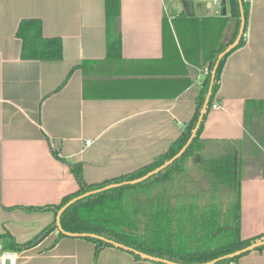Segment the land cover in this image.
Returning <instances> with one entry per match:
<instances>
[{"label": "crops", "instance_id": "obj_1", "mask_svg": "<svg viewBox=\"0 0 264 264\" xmlns=\"http://www.w3.org/2000/svg\"><path fill=\"white\" fill-rule=\"evenodd\" d=\"M237 1L236 8L228 0H120L121 59L112 61L106 60L105 0H0V234L23 243L52 223V212L21 208L59 205L78 191L69 162L82 164L87 183H99L164 153L192 119L205 76L207 66L195 63L191 46L216 29L211 19L221 16L222 40L228 41L237 10L238 31L244 17L243 45L225 61L213 102L218 108L211 106L201 139L243 141L238 159L250 145L248 159L237 168L240 237L264 234V145L244 127L247 104L261 112L264 103V0H249L246 16ZM26 18L41 20L43 37L62 41V60L21 59L16 31ZM78 65L87 67L86 75L76 69L56 91ZM84 80L87 94L96 98H84ZM57 233L14 253L15 264H95L92 243L65 236L53 244ZM96 264L156 263L105 248ZM237 264H264V250L249 252Z\"/></svg>", "mask_w": 264, "mask_h": 264}, {"label": "trees", "instance_id": "obj_2", "mask_svg": "<svg viewBox=\"0 0 264 264\" xmlns=\"http://www.w3.org/2000/svg\"><path fill=\"white\" fill-rule=\"evenodd\" d=\"M237 8V0H228ZM244 16L247 15L249 0H241ZM107 21L106 60L121 59V36L117 29L120 16V0H105ZM235 31L226 42L222 33L226 26V17L211 19L216 29L206 33L201 42L191 46V55L201 68L207 66V73L200 83L195 98V111L192 119L183 126L181 134L162 154L150 163L119 176L99 183H87L83 177L81 163H67L73 175L78 191L62 199L59 205L21 208L27 212H52L56 217L61 207L70 200L85 193L104 188L108 185L123 184L139 179L160 167L174 157L188 141L200 114L207 92L211 86V95L197 133L183 155L169 166L137 184H123L115 188L84 197L69 206L60 216L63 231L72 234H94L106 240L121 244L134 251L177 264H202L222 256L234 253L251 244L264 240V234L242 240L240 237V187L237 176L238 148L243 141L204 140L201 133L207 114L214 102L219 88L222 69L228 56L243 45V37L238 45L219 61L215 74L212 71L219 55L234 41L239 26L237 10ZM202 22L210 25L208 20ZM209 29V27H208ZM207 29V30H208ZM16 38L22 43L21 59L31 61H60L63 58L62 41L59 38H45L42 35V22L38 18H26L19 22ZM172 39V38H171ZM179 39V38H178ZM174 54L180 53L171 42ZM185 53V44L181 43ZM187 59H191L186 55ZM82 69L84 76L87 67H73L65 80L57 88L59 91L67 83L72 72ZM212 82V83H211ZM180 87L175 95L187 86ZM84 98H96L87 94V85H83ZM247 104L244 127L248 134L255 136L264 145V103L259 107ZM257 109V111L255 110ZM263 127V128H262ZM260 128V129H259ZM262 131V137L258 132ZM249 138L248 135L245 136ZM53 155L63 160L60 150L52 147ZM189 159L191 167L187 166ZM57 231L56 220L41 230L32 239L19 243L8 232L0 234L2 251L19 253L41 243L50 233ZM57 233L54 240L64 238ZM94 245V263L105 248H115L131 255L136 261H147L131 251L114 247L103 240L91 237L81 238ZM52 244V245H53ZM259 247L256 251H263ZM224 259L216 264H237L247 255Z\"/></svg>", "mask_w": 264, "mask_h": 264}, {"label": "water", "instance_id": "obj_3", "mask_svg": "<svg viewBox=\"0 0 264 264\" xmlns=\"http://www.w3.org/2000/svg\"><path fill=\"white\" fill-rule=\"evenodd\" d=\"M223 15H225V8L223 9ZM243 30H244V17L241 16V22H240V27H239V31H238V35L235 39V41L226 49L224 50L218 57L217 59V62L213 68V71H212V80H213V77H214V74H215V70L217 68V65L219 63V61L221 60V58L228 54L232 49H234L239 40L241 39L242 37V34H243ZM212 83V82H211ZM210 95H211V86L207 92V95L205 97V100H204V103H203V106L201 108V111H200V114H199V117H198V120H197V123L188 139V141L186 142V144L182 147V149L174 156L172 157L170 160H168L166 163H164L163 165H161L160 167L154 169L153 171L147 173L146 175H144L143 177L139 178V179H136V180H133V181H130L128 183H123V184H137V183H140L144 180H146L147 178H149L150 176L154 175V174H157L159 171L163 170L164 168H166L167 166H169L172 162H174L176 159H178L179 157H181L183 155V153L185 152V150L188 148V146L190 145V143L192 142V140L194 139L196 133H197V130L200 126V123L202 121V118H203V115L205 114V111H206V107H207V104H208V101H209V98H210ZM123 184H113V185H108L104 188H101V189H98V190H95V191H91V192H88V193H85L81 196H78L72 200H70L67 204H65L63 207L60 208V210L58 211L56 217H55V220H56V226H57V232L59 233H62L64 234L65 236L67 237H72V238H83V237H91V238H97V239H100V240H103L105 242H108L110 244H112L114 247L116 248H119V249H122V250H125V251H131L133 252L134 254H137L139 255L142 259L144 260H147L149 262H153V263H156V264H177V263H174V262H171V261H167V260H164V259H160V258H156V257H152V256H149L147 254H144V253H140V252H137V251H134L126 246H123L121 244H118V243H115V242H112V241H109V240H106L102 237H98L94 234H72V233H67L65 231H63L62 227H61V224H60V216L61 214L69 207L71 206L74 202L84 198V197H87L89 195H92V194H95V193H99V192H102V191H106V190H109V189H112V188H115L117 186H120V185H123ZM264 246V240H261V241H258L254 244H251L250 246H247L241 250H238L234 253H231V254H228V255H225V256H222L220 258H217V259H214V260H211L209 262H206V263H202V264H216L217 262L221 261V260H224V259H230V258H234V257H238L244 253H247V252H251V251H254L256 250L257 248L259 247H263Z\"/></svg>", "mask_w": 264, "mask_h": 264}, {"label": "built area", "instance_id": "obj_4", "mask_svg": "<svg viewBox=\"0 0 264 264\" xmlns=\"http://www.w3.org/2000/svg\"><path fill=\"white\" fill-rule=\"evenodd\" d=\"M204 73L206 74L207 70H204ZM212 108L217 109L218 105L213 104ZM90 144H91V140L85 141V145H90ZM15 263H16V257L14 253L2 251V247L0 245V264H15Z\"/></svg>", "mask_w": 264, "mask_h": 264}, {"label": "rangeland", "instance_id": "obj_5", "mask_svg": "<svg viewBox=\"0 0 264 264\" xmlns=\"http://www.w3.org/2000/svg\"><path fill=\"white\" fill-rule=\"evenodd\" d=\"M260 124H261L262 126L264 125V119H263V118H261ZM249 147H250V145L248 144V147H247V145H245V147L243 146V147L241 148V156H240V158L238 159V161H240V163H244V162L248 159L247 156L250 155V154H249V149H248ZM245 151H246L247 153H245ZM191 165H192V160L189 159V161L187 162V166H188V167H191Z\"/></svg>", "mask_w": 264, "mask_h": 264}]
</instances>
